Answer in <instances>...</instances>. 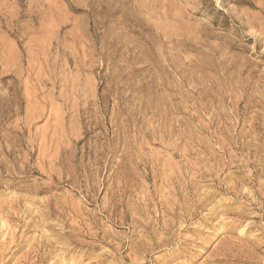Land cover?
<instances>
[{
  "label": "rangeland",
  "instance_id": "rangeland-1",
  "mask_svg": "<svg viewBox=\"0 0 264 264\" xmlns=\"http://www.w3.org/2000/svg\"><path fill=\"white\" fill-rule=\"evenodd\" d=\"M0 264H264V0H0Z\"/></svg>",
  "mask_w": 264,
  "mask_h": 264
},
{
  "label": "bare ground",
  "instance_id": "bare-ground-1",
  "mask_svg": "<svg viewBox=\"0 0 264 264\" xmlns=\"http://www.w3.org/2000/svg\"><path fill=\"white\" fill-rule=\"evenodd\" d=\"M56 181V180H55ZM8 187H11V186H8ZM252 200V199H251ZM3 220V219H2ZM3 222V221H2ZM5 224H2V226H4ZM187 229V228H186ZM64 237V236H63ZM76 242V241H75ZM78 246V245H77ZM45 255V254H44ZM39 256V255H38ZM42 256H43V254H42ZM50 258V257H49ZM37 259H39V258H37ZM42 259V258H41ZM42 261V260H41ZM40 261V262H41ZM44 262V261H43Z\"/></svg>",
  "mask_w": 264,
  "mask_h": 264
}]
</instances>
